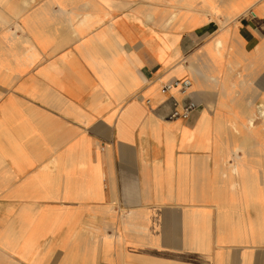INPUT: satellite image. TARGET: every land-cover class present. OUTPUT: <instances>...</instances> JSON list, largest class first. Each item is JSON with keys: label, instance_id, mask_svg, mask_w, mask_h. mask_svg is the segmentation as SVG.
Masks as SVG:
<instances>
[{"label": "crops", "instance_id": "obj_1", "mask_svg": "<svg viewBox=\"0 0 264 264\" xmlns=\"http://www.w3.org/2000/svg\"><path fill=\"white\" fill-rule=\"evenodd\" d=\"M0 264H264V0H0Z\"/></svg>", "mask_w": 264, "mask_h": 264}, {"label": "built area", "instance_id": "obj_2", "mask_svg": "<svg viewBox=\"0 0 264 264\" xmlns=\"http://www.w3.org/2000/svg\"><path fill=\"white\" fill-rule=\"evenodd\" d=\"M189 87L190 81L188 79H183L166 83L163 86V90L168 92L177 91L179 94L184 95ZM184 96H187V94ZM196 109L197 105L191 100H186L180 103L177 99L173 98V109L168 116V120H187Z\"/></svg>", "mask_w": 264, "mask_h": 264}, {"label": "rangeland", "instance_id": "obj_3", "mask_svg": "<svg viewBox=\"0 0 264 264\" xmlns=\"http://www.w3.org/2000/svg\"><path fill=\"white\" fill-rule=\"evenodd\" d=\"M195 1V0H194ZM213 3H219L223 0H211ZM249 0H232V4L235 5V4H244L246 2H248ZM175 23V22H174Z\"/></svg>", "mask_w": 264, "mask_h": 264}, {"label": "bare ground", "instance_id": "obj_4", "mask_svg": "<svg viewBox=\"0 0 264 264\" xmlns=\"http://www.w3.org/2000/svg\"><path fill=\"white\" fill-rule=\"evenodd\" d=\"M191 87V86H190ZM176 93V92H175ZM175 96V95H174ZM168 116V115H167Z\"/></svg>", "mask_w": 264, "mask_h": 264}]
</instances>
